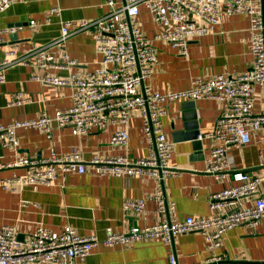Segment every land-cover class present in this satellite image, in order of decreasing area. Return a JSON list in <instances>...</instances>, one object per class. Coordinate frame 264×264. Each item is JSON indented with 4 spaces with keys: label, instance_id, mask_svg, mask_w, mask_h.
<instances>
[{
    "label": "crops",
    "instance_id": "1",
    "mask_svg": "<svg viewBox=\"0 0 264 264\" xmlns=\"http://www.w3.org/2000/svg\"><path fill=\"white\" fill-rule=\"evenodd\" d=\"M119 2L120 0H114ZM107 0H24L10 5L0 12V28L20 25L14 34L0 33V59L6 51L12 50L17 57L48 45L54 56L55 66L44 70L33 64L32 56L26 63H14L5 70V81L0 84V123L35 118L41 113L53 115L58 109L71 105L69 83L54 84L33 79L34 74L46 72L61 80L71 75L83 76L94 71L100 61L92 34L77 32L64 42H54L60 37L57 17L50 23L44 19L51 7L60 9L63 20L96 19L108 10ZM33 20L36 26H30ZM138 25L156 49L157 60L147 83L150 89L159 93L186 89L196 77L211 78L218 73L236 76L248 69L249 21L247 16L235 14L223 17L213 32L190 39L186 53L177 46L154 39L159 30L145 8L140 7ZM66 53L73 63L66 65L62 59ZM253 112L264 113V89L254 85ZM21 92L29 100L21 106L8 105L9 96ZM194 102L196 123L201 133L210 131L216 119L226 111V104L217 100H174L165 104L166 114L162 117V129L172 142L169 165L176 170L164 180V195L175 205V214L186 216H207L208 196L222 190L229 184L232 172L240 170L254 173L260 178L257 197H264V126L252 131L245 144H233L227 150L228 170L224 175L204 171L209 156L211 141L198 152L185 136L183 128V106ZM117 125L106 123L84 135H74L67 127L51 128L48 139L38 129L16 131L18 144L15 148L0 146V179L13 173L24 175V167H1L17 157H47L51 150L57 154L79 153L83 159V173H69L64 183L56 180L52 185H19L0 187V226L14 225L19 240H23L36 227L44 226L54 234L69 225L83 236L94 235L95 244L84 260L75 259L76 264H166L171 249L178 264H201L208 256L219 257V264L264 263V216L254 228L234 227L221 237V246L210 252L198 232L175 235L171 245L160 239L136 240L127 245L106 246L102 243L105 228L126 231L130 226H143L155 218V201L150 198L153 179L144 175L122 177L100 176L94 173L90 160L97 157L124 155L129 160L144 157L148 151L137 110L130 113L126 125L128 143L116 146L110 137ZM145 198L143 213H124V199Z\"/></svg>",
    "mask_w": 264,
    "mask_h": 264
},
{
    "label": "built area",
    "instance_id": "2",
    "mask_svg": "<svg viewBox=\"0 0 264 264\" xmlns=\"http://www.w3.org/2000/svg\"><path fill=\"white\" fill-rule=\"evenodd\" d=\"M24 0H0V12L10 5ZM109 10L96 19L63 20L60 9L51 7L44 19L50 23L57 17L60 37L54 42L63 43L71 35L89 31L95 49L101 58L98 67L83 76L71 75L68 80L34 74L33 79L54 84L69 83L71 105L58 109L53 115L41 113L35 118L0 123V146L15 148L16 131L38 129L49 139L51 128L67 127L74 135H84L106 123L117 125L110 143L125 146L128 143L126 125L133 110L139 112L143 135L148 142L144 157L129 160L124 155L93 157L90 164L100 176L122 177L144 175L153 179L150 194L156 203L155 220L143 226L133 225L126 231H114L106 227L102 243L106 246L127 245L142 239H160L171 245L175 235L198 232L213 252L221 246L222 235L238 226L254 228L264 216V197L247 201L259 192L260 178L247 171H234L229 184L208 196L207 216L175 214V205L164 195V180L176 173L169 165L172 142L162 129L161 119L166 114L165 104L174 100H217L226 104L212 129L204 133L211 141L204 171L222 176L227 173V150L233 144H245L252 131L264 126V113L253 112L254 85L264 89V0H107ZM140 7L146 9L151 20L159 26L154 39L171 43L186 53V43L193 38L213 32L223 17L242 14L249 21L250 65L236 76L218 73L211 78L196 77L183 90L159 93L150 89L152 65L157 60L156 49L138 25ZM30 26H36L33 20ZM20 25L0 28V33L14 34ZM32 56L37 68L47 70L60 66L48 45L17 57L10 50L0 59V84L5 81V70L12 64L26 63ZM62 59L66 65L73 63L66 53ZM29 100L21 92L9 96L8 105L21 106ZM1 167L27 169L24 175L13 173L0 179V187L19 185H52L56 180L64 183L69 173H83L85 166L79 153L57 154L53 150L47 157H17L2 163ZM122 211L126 214L143 213L145 198L124 199ZM98 243L94 235L83 236L71 226H64L54 234L44 226L36 227L23 240H19L14 225L0 226V264H76L84 260L90 249ZM166 264H178L173 249ZM201 264H219V257L210 255ZM264 264V263H252Z\"/></svg>",
    "mask_w": 264,
    "mask_h": 264
},
{
    "label": "water",
    "instance_id": "3",
    "mask_svg": "<svg viewBox=\"0 0 264 264\" xmlns=\"http://www.w3.org/2000/svg\"><path fill=\"white\" fill-rule=\"evenodd\" d=\"M184 110H187L183 113V128L186 131L185 136L188 140L191 141L192 147L197 150L198 152L202 148L203 144L205 143L204 133H201L198 125L195 121V111H194V102L187 101L184 106ZM20 239V238H19Z\"/></svg>",
    "mask_w": 264,
    "mask_h": 264
},
{
    "label": "rangeland",
    "instance_id": "4",
    "mask_svg": "<svg viewBox=\"0 0 264 264\" xmlns=\"http://www.w3.org/2000/svg\"><path fill=\"white\" fill-rule=\"evenodd\" d=\"M147 81H148V79H147Z\"/></svg>",
    "mask_w": 264,
    "mask_h": 264
}]
</instances>
